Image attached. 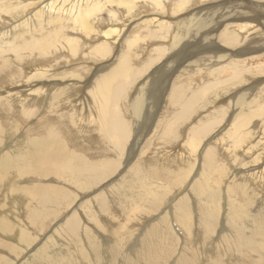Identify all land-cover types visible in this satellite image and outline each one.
<instances>
[{"label": "bare ground", "instance_id": "1", "mask_svg": "<svg viewBox=\"0 0 264 264\" xmlns=\"http://www.w3.org/2000/svg\"><path fill=\"white\" fill-rule=\"evenodd\" d=\"M202 1L208 0H0V25L2 26L0 27V89L5 90V95H0V253L3 254V256L0 255V263L3 261V264H16L18 252L22 249H30L34 241L30 234L36 229L39 232L37 235L44 237L43 242L30 253L23 252V257L26 258L20 264H264V196L259 194L263 192L264 195V145L257 148L259 142L264 143V79L252 80L253 77H251L255 73L264 71V32L254 41L255 36L250 35L254 25L248 22V24L237 22L246 16L249 17V21L250 17H254L256 21L259 20L258 16L264 17V7L260 9L252 6L247 0H233L231 5L226 3L229 10L223 9L222 12L225 11L226 14L224 20H230V23L227 22L225 29L220 31L219 38L225 44L233 46L247 39L246 44L235 49L236 53H232V57L242 56V61L251 63L245 67L243 62H229L228 66L222 67V71L228 72L223 73L215 89H210L211 92L208 95L206 92L204 94V89L201 90L203 95H206L204 102L206 105L210 104L213 112L216 113L221 110L215 103L218 96H224L231 91V88L236 89L250 82L249 86L241 90L246 92H240L241 95L233 100L238 113L225 124L229 131H224V134L227 136L229 134L231 139L229 147L218 140L219 133L224 130V124L211 133L204 142L200 140L198 134L213 126L210 125L213 122L210 120L202 128L196 129L197 132L193 133L194 135L190 133L187 135L188 132L181 135V138L183 136L187 140H183L178 150L173 143L170 145L171 148L169 146L163 152L152 149L145 153L142 151L145 145L143 143L140 158L134 159L136 144L140 139L139 132L142 134L146 128L147 133L155 129L153 123L145 125V118L142 120L140 118L146 103H150L152 97L149 93L144 94L139 90V94L136 93L132 102L125 101L130 109L131 119L135 116V122L136 120L143 122L137 123V121L134 130L131 129V134L128 135H126V128L130 127L128 123L123 122L119 115L109 116L106 108L109 90L114 80L122 77L127 81V73L131 66L129 54L120 53V55L116 52L118 46H121L120 43L124 41L122 32L127 24L126 21H130L133 15L142 13L148 8H152L153 11L159 8L172 11L177 8L180 11ZM213 6L215 5H210L209 8ZM235 6L252 7L253 12L235 9ZM102 12L106 14L102 15ZM208 15L205 17L193 15L174 22L172 38L176 40L178 37V40H181L179 36L180 38L184 36L188 38L183 41L189 42L193 37H198L191 45H198L199 42H203L201 39H208L220 22L217 18L219 17V20L222 18L216 12L210 17ZM4 17L7 20L6 24L5 21L3 22ZM147 17L149 20L144 19L142 24L150 25L154 29H146L144 37L145 34L150 35L147 39L152 40L157 35L168 36L171 22L158 17V14L155 17ZM133 29L135 30L134 25ZM69 30H82L84 35L79 36L78 40V37H71ZM125 31L128 33L127 30ZM259 34L262 33L259 32ZM144 37L136 34L131 42L128 41L131 47L137 46L134 51L139 46L138 52H141L140 42H147ZM257 40L260 41L256 43ZM187 44L185 43L181 50L175 51V54L179 51L183 52ZM175 46L168 52H173ZM128 47L126 50L129 49ZM209 48L211 52L220 49L214 46L196 50L195 53H201L196 59L197 63L200 60L205 63V56L210 53ZM81 51H85L86 56L83 58L91 59V63H97L100 59L107 57V62L104 61L105 63L98 67L104 69L103 66L106 64L105 67L109 69L92 80L71 72L66 77L73 78L72 82L60 84L53 81L54 74L50 69L53 63L56 60L57 63L61 62V56H66V60L69 61L78 60L82 57L79 53ZM161 51V47L148 48L146 53L149 61L160 57ZM69 52L76 54L70 55ZM255 58H261V61L253 62ZM254 63H256L255 66ZM85 70L87 74L90 68ZM77 84L82 86L76 90L84 91L86 88L87 96L83 93V97H91L93 100L92 106L87 104L89 108L86 107L85 101L72 103L70 96H67L74 91ZM12 85H17L14 90ZM115 86L118 88L113 98L118 101L117 97L125 88V84ZM184 96V93L175 91L172 96L173 104H181ZM199 96L195 99L190 98L191 102L185 101L182 114L190 113L187 105L196 103ZM47 98L49 101L54 99L49 102ZM47 104H51L50 109L56 110L48 117L46 113H42L45 112L44 108L48 106ZM77 104L80 107L77 108ZM37 105H40L39 108ZM67 106L69 109L66 110V115L71 114L74 108L78 111L75 116L76 123L74 120L64 122L68 133L70 135L73 133L70 137L62 133L61 125L58 124L62 123L61 121L56 123L59 127L48 128V124L46 125L47 121L58 118L60 107L65 110ZM37 108L42 114L41 117L36 118L34 123L37 124L28 129L24 128L22 122L27 121L32 114L31 110L36 111ZM182 114L181 118L184 117ZM148 115L150 117L151 113L149 112ZM254 119L256 122L252 123ZM90 126L99 128L101 132L106 128L104 132L116 129L120 137L132 138V141L128 143L131 159L127 162L133 163L137 160V166L134 167V164L130 166L131 174L125 175V171L123 175L116 178L110 190L115 197L118 213L110 215V219L113 220L109 225H101L98 217L92 213L85 214L87 220H91L98 229L88 225L90 229L86 225L77 226V221L75 223L74 218L70 216L67 222L60 227L55 226L45 237L40 233L45 230L42 226L45 219L57 218V214L64 207V198L69 196L57 184L52 185L48 182L55 178L56 181L75 184L80 189H88L91 184L105 179L113 165L112 159L104 158L108 150L100 149V146L96 145L94 136L84 135ZM163 133L167 134L164 137L166 140L174 135L164 127ZM220 139L222 140L221 137ZM78 141L81 144L90 145L91 149H87V154L90 156L73 148L80 146ZM210 141L215 142L218 148L225 152L226 162L213 169L217 177L210 180L208 173L212 170L217 158L214 157L216 151L207 150L206 168L198 176L202 178L201 185L198 184L192 188L195 191V202L198 206L194 209L196 218L192 219L190 203L186 197H182L169 205L170 208L157 220L153 222L144 220L146 231L139 237L136 236L135 231L131 230L133 220H138L140 215L145 218L157 211L161 197L169 196L168 199L166 198L167 202L175 197L184 184V173L181 170L196 162L197 155L205 152ZM72 145L74 146L71 147ZM239 149L240 155L236 153ZM257 161H263L262 164L260 163L262 166L256 167ZM240 165H242L241 168H239ZM231 168L232 172L228 174ZM222 185L226 187L227 196L230 198L224 210L225 214L222 213L223 207L220 205L218 196V193L222 191ZM235 193L238 197L232 196ZM255 198L258 205L260 204L255 210L256 213L246 212L245 208ZM98 199L92 200L91 204H95L98 200L102 210L104 201H100L101 198ZM13 200L15 201L12 202ZM166 213L168 218L165 216ZM115 215L119 217V220ZM121 218L123 221H120ZM222 219L225 220L223 227L221 226L217 231L218 221L220 225ZM168 220H171L173 229L167 228Z\"/></svg>", "mask_w": 264, "mask_h": 264}, {"label": "rangeland", "instance_id": "2", "mask_svg": "<svg viewBox=\"0 0 264 264\" xmlns=\"http://www.w3.org/2000/svg\"><path fill=\"white\" fill-rule=\"evenodd\" d=\"M232 1L233 0H231V1L230 0H216V2H215V0L202 1V2L197 3L196 5L193 4V5L185 8L184 10H180V11L177 10V8H176V10L173 9L172 11H171V9L164 11L162 8L161 9L160 8L155 9L153 11L152 8H148V10L147 9L143 10L142 13H139V14L136 13L135 15H133L129 19L131 22L126 21L127 24L124 27V30L122 32V36H124V38L122 40H124V41H123V43H120L121 46H118L119 50L117 49L116 52H118L119 54L120 53L121 54H129V58L131 60V63H130L131 66L129 67V70L127 73V75H128L127 81L122 79V77H117L114 80L115 82L112 84V86L110 87V90H109V101L107 102L106 108L109 111V116L113 115V114L119 115L123 119L122 120L123 122L125 121V123H128V125L130 127L126 128L127 129L126 135L131 134V129L134 130L136 122L138 121L137 123H141L142 122L141 120L143 118H145L144 119L145 125L153 123L154 128H155V129H153V131H150V132L148 131V133H147V128H146V130L144 132H142V134H143L142 135L141 132H139V130H138L139 135H140V137H139L140 139L138 140V142L136 144V155L134 156V159L140 158V156H139V155H141L140 149H141V146L143 145V143L145 145H144L142 151H144L145 153L152 151V149H155L159 152H163L164 149H167L173 143H174L175 148L178 150L181 143L183 142V140H187L185 137L183 138V136L181 138V135H183L187 132H188L187 135L189 133L191 135H194L193 133L197 132L196 129L202 128V126L204 124L209 123L210 120L213 121L212 123H210V125H213V126H210L209 129H207V130L205 129L201 133L198 134V137L201 138L200 140H203V142H204L211 133L215 132L222 124H224L223 125L224 130L221 133H219L218 140L222 141L224 146H227V147L230 146L231 139L229 137V134H228V136L224 134V131L228 130V128H226L227 125H225V124H226V122H228L232 118H234L235 114L238 113V108H235V104H234L233 100L235 98H238L241 95L240 92L241 93L246 92V91H241V90L245 89L246 86H249L250 82H247L246 84L241 85V87H237L236 89L231 88V91L228 94L226 93V95H224V96H218L216 99L217 101H215V103H216V105L220 106L221 110H219L216 113L213 112V108H212V106H210V104L206 105V102H204L206 99V97H205L206 95H203V92H204V94L206 92L208 95L211 92L210 89H212V90L215 89V87H216L215 85L221 80L223 73L228 72V71H222V67L228 66L230 64L229 62H231V61L243 62V65L245 67L249 66L251 63V62L245 61V60L242 61L243 60L242 56H240L238 58L232 57L233 56L232 53H236L235 49H239L240 47H242L243 44H246L248 42L247 39L243 38L244 40H242L240 42L241 44H239L237 46L236 45L233 46V45L225 44L219 38L220 31L222 32L225 29V27L227 26L226 24L230 23V20H227V21L224 20L226 18V17H224V15H226L224 12L229 10L226 3L227 4L229 3L228 5H231V4H233ZM247 1L250 3V5L255 6L257 8L263 9V7H264L263 6L264 0H247ZM210 5H215V6L209 8ZM241 6H243V5H241ZM193 7L196 10L193 9ZM238 8H240L239 10H244V11L248 10L249 12H253V10L251 9L252 7L249 8L247 6H245V7H240V6L236 7L235 6V9H238ZM223 9H226V10L222 12ZM159 10H161V11H159ZM144 11L146 12V14ZM214 12H216L217 14H220L222 18L220 20H219V17L217 18V20L220 22H218V24L214 30L215 32L211 33L212 36L210 35V37L208 39H206V38L201 39V40H203V42H199L198 45H191L192 43L193 44L195 43V40H197L198 37H195V38L193 37L194 40L192 38V39H190L191 41H189V42L183 41V40L188 38V37L184 38V36L181 38L179 36V39H181V40H178V37H177L176 38L177 42H176V40H174V38H172L174 35V33H173L174 32L173 31L174 30V22H176L178 20H184L185 18H187L189 16H193V15L199 16V17L200 16L205 17V16H207V14H209L208 17H210V16H212V14ZM101 14L105 15L106 13L102 12ZM156 14H158V17H160V18L167 19V22H169V23L171 22V26L169 29L168 36L166 35V37H160L157 35L154 39L148 40L147 38H149L150 35L145 34L147 42L140 40L141 42L139 45H141V47H140L141 52H138L139 46H138V49L134 51V48L137 46H135L133 48V47H131L129 42H131L132 38H134V36L136 34H140L141 37H144L143 34L146 33V29L147 30L154 29V28L150 27V25H144L145 23L142 24V21L144 19L149 20L147 16H149V18L151 16L155 17ZM248 14L252 15V13H248ZM140 16H141V18H140ZM243 18H240L242 20L239 19V20H237V22L238 23L241 22L244 24L248 22V23L253 24L254 29L250 32L251 33L250 35H254L255 36L254 41H256V38H260L259 35H263V32H264V19L263 18L264 17L258 16L259 20H257V21H256V19H254V17H250V21L248 20L249 17H247V16L243 17ZM3 19H4L3 22L5 21L4 23L6 24L7 23L6 18L4 17ZM133 19H134V21H133ZM246 20H248V21H246ZM234 21H235V19H234ZM128 23H129V25H128ZM256 24H257V26H256ZM133 25H134L135 30L133 29ZM147 26H149V27L147 28ZM222 26H223V28H222ZM0 27H2V26L0 25ZM125 30H127L128 33ZM70 32H71V37L72 36H73V38L78 37V40L80 39L79 36L84 35V31H82V30L70 31ZM259 32H261L262 34H259ZM129 34H131V35H129ZM66 35H68V34H66ZM140 39H142V38H140ZM172 40H174V41H172ZM250 41H252V40H250ZM259 41L260 40H257L256 43H258ZM124 42H125V44H124ZM127 42L129 44V47L127 45ZM159 42H160V44H158ZM136 43H138V42H136ZM185 43L186 44L189 43L185 46L186 49L184 48L183 52L179 51L177 54H175V51H177L178 49L181 50L182 49L181 47ZM189 45H190V48H189ZM173 46H175L173 48V52H171V51H170L171 53L168 52V50L170 48H172ZM214 46H218L220 49L219 50L213 49L214 51L211 52V50L209 48L210 53L208 52L209 53L208 56L207 55L205 56V58H206L205 63L201 62L202 60H200L199 63H197L196 59L201 55V53L197 54V53H195V51L200 49V48H203V47H214ZM127 47L129 48L128 50H126ZM150 47H152V48L161 47L162 48V51L160 52V57H157L154 61H149V59H148L149 56L147 57L146 52H147V49ZM123 48H124V51H122ZM132 48H133V50H132ZM85 51L79 52V53H81L80 55L82 57L78 58V60L72 59V61H69V60H66L67 59L66 56H61L60 59L62 61L59 63H57V60H56L53 63V65L50 67L51 72L54 74V77L52 78V80L56 81L57 83H60V84L61 83H63V84L70 83V82H72L73 78L69 79L66 76H68L69 73H71V72L78 73L81 76H84V78H86V79L90 78L92 80V79L97 78L101 72L109 69V68L105 67L106 64L103 66L104 69L98 67L100 64L107 62V60H108V59H106L107 57H104V59H100V61H97V63L96 62L91 63V59L88 60L86 58H83V56H86ZM225 51H227V52H225ZM202 52H204V51L202 50ZM260 52H257V54H260ZM134 53L137 55V57H135L136 55H133ZM261 53L263 54V52H261ZM69 54L75 55L76 53L74 52V54H71V52H69ZM226 54H227V56H226ZM230 54H232V55H230ZM250 55H255V54H250ZM247 56H249V55H247ZM260 61H261V58L253 59V62H260ZM194 63L195 64L197 63L198 65L197 64L195 65ZM255 64L256 63H254V66H255ZM203 66H205V67H203ZM87 68H90V70L86 74L87 71L85 69H87ZM134 71H138V72L134 73ZM214 71H215V73H213ZM255 74H254L255 76L254 75L251 76V77H253L252 80L264 79V71L261 73L258 72ZM247 76H250V75H247ZM123 83L125 84V88L121 92L120 96L117 97L118 101H115L113 97L116 96V91L118 88L115 85L116 84L117 85H120V84L123 85ZM17 85H12V90H14ZM77 85L78 86H76L73 89L74 91H71L70 95H67V96H70V98L72 99V101H71L72 103H79L80 100L85 101L86 107L89 108V105L90 106L93 105V103H92L93 100L89 96H88L89 98L83 97V93H85L84 95L87 96L88 91L86 90V88L84 89V91L82 89L76 90L77 88L79 89V87L82 86V84H77ZM230 85L232 86V82L230 83ZM230 85H228V86H230ZM139 86H141V87H139ZM5 89H7V88H5ZM139 90L144 94L149 93L150 97H152V100L150 103L149 102L146 103L145 110L141 113V116H140L141 120H136V122H135V120H134L135 116L131 119L132 115L130 114V109L128 108V105L125 104V101L128 102V100H129L130 102H132L136 96V93L138 92L137 94H139V92H140ZM201 90H203V92ZM80 91H82V94H80ZM175 91L178 93H184V95H185L184 96L185 98L183 97V100H182L183 102L181 101V104H179V105L173 104L172 96H173ZM0 95H5L4 89H0ZM228 95H230V96H228ZM197 96H199V99L196 103L192 102L191 105H187L188 109L190 110L189 111L190 113H187V114L183 113L182 114L183 107L185 106V101L188 100L189 102H191L190 98L194 97V99H195ZM232 96H233V98H231ZM53 99H51V100H53ZM71 99H69V100H71ZM47 100H48V98H47ZM192 101H194V100H192ZM260 101H261V99H260ZM64 103H66V102H64ZM87 104H89V105H87ZM47 105L48 106L44 108L45 112L43 111L42 113H44V114L46 113V116L48 117V115H51V114L53 115V113H55L56 110L50 109L51 104H47ZM39 106H38V108H39ZM78 106L79 105L77 104V108H78ZM239 106L241 107L242 105H239ZM68 107L69 106L65 107L64 108L65 110H63V108L60 107L61 111L58 113V118L56 120L52 119V120H49L46 122V125L48 124L47 127L50 128L52 126L59 127L56 123L61 121L63 124L62 123H58V124L61 125L62 133L64 135H66V137H67V135H69L68 137H70L73 133L71 135L68 133L67 125L65 126L64 122L68 123V122H71V120H74L76 123L77 121L75 119V116H76V114H78L77 109L74 108V109H72L71 114L67 113L68 115H66L65 112L67 109H69ZM38 108L36 111L31 110L32 111L31 116L28 117L27 121L22 122V126L24 125V128L28 129L30 126L33 127L34 125L37 124V123H34V122H36V118H39L42 116L41 111H39L40 109H38ZM68 112H70V110H68ZM149 112L151 113L150 117L148 115ZM200 112H202V113H200ZM143 114H144V116H143ZM181 114L184 117L181 118L180 117ZM65 115H66V117H65L66 120L64 118ZM217 116H219L218 119H216ZM153 120H154V122H153ZM157 122H159L158 125H157ZM253 122L255 123L256 119H254V121H252V123ZM155 123H156V125H155ZM253 126H254V124H253ZM93 127L94 126H90L89 130L84 132V135L86 137L94 136V138H95L94 140H95V142H97L96 145L100 146V149L108 150L107 155L104 158L108 157V158L112 159L111 161H112L113 165L111 166L109 173L107 174V177L105 179H103L100 182L91 184L88 187V189H80L75 184H71V183H67V182H59V181H56L55 178L54 179L52 178L51 180L49 179L50 182H48V183H50L52 185L57 184L58 187L62 188L64 190V192L69 194V196L68 197L66 196L64 198V200H65L64 207L57 214V218L54 216H53L54 218H52V217L48 218L46 216L47 217L45 219L46 221L44 220L45 222L42 225L45 230H42L40 232L41 235L44 234L45 237L47 236V234L50 233V231L55 226L60 227L62 224L67 222L68 219L71 217H72V219L74 218L75 223L77 221V223H76L77 226L83 227L86 225V227L88 229H90L89 227H91V228L94 227V229L95 228L98 229V227L91 220H87L86 215L92 213V214H94V216L98 217V221L101 225L102 224L109 225L110 221L113 220V219H110V215H114L115 213H118L117 209H116V208H118L117 203L114 199L115 197L112 196V194H111L112 192H110V190H111L112 186H114L113 183L116 180V178L123 175L125 171H126L125 175L127 173H128V175L131 174V172H130L131 167L130 166H133V164H134V167L137 166V164H136L137 160L134 162L132 161L133 163L127 162L129 159H131V155H129L128 143H130V141H132V138H130V136L128 139H127L128 136L126 138L120 137V135L118 134L116 129H111L109 132H104L107 130V128H106L104 131L101 132L98 130L99 128L96 129L97 127H94V128ZM163 127L166 130H169V132H172V134L174 133V135H172L169 140L164 139V137L167 134L163 133ZM73 129H74V127H73ZM94 129H96V130H94ZM203 132H204V134H202ZM179 134H180V137H179ZM151 136H153V138ZM220 137L222 138V140L220 139ZM252 137H254V135H252ZM175 138L176 139L178 138V139L176 140ZM117 139H118V141H117ZM166 141H168V142H166ZM79 143H77V144H79ZM105 144H107V145L105 147H103V145H105ZM260 145L263 146L264 143L259 142L258 143L259 147L257 146V148L262 147ZM73 146L74 145H72L71 147H73ZM137 147H138V150H137ZM73 148L78 150V152H80V153H83L87 156H90L87 154V152H88L87 149H89V150L91 149L90 145L80 143V146L78 145V146H75ZM170 148H171V146H170ZM92 149H94V148H92ZM211 149L216 151V154L214 157L217 159H216V161H214L213 168H212V170L209 171L210 173H208V174L210 175V178H211L210 180H213V178L217 177L216 171H214L213 169L217 168L220 165H222L223 163H225L226 157H225V152L223 150L219 149L218 145L215 142L210 141L207 144L205 152L203 154L201 153V154L197 155L198 158H197L196 162H193L192 165L186 166L184 168V170H181L184 173L183 174V178H184L183 183L184 184L181 186L183 188L180 191L178 190L179 192L175 195V197H173L170 200L172 202L166 201L169 198V196L161 197L160 199L162 201L160 200L157 211L152 212L149 216H146L145 218H142L140 215L138 220L137 219L133 220V225H132L133 229H131V230L135 231L136 236L139 237L143 232L146 231L145 230V228H146L145 222L147 220L149 222L151 220H152V222L157 220L160 216L164 215L165 211H167L170 208V207H168L169 205L176 202L179 198H182V197H186L187 201L190 203L189 208H190V213H191L192 219L196 218L194 209L197 208L198 206L196 205V202H195L196 201V196L194 195L195 191H194V189L192 190V188L196 187V185H198V184L201 185L202 178L198 177V176L202 172V170L204 168H206V166H205V158H206V154H207L206 152H207V150H211ZM127 151H128V153H127ZM237 152L239 153V155L241 154L240 149L238 151H236V153ZM131 153H132V151H131ZM253 155H255V153ZM100 158H101V156H100ZM263 160H264V158H263ZM262 162L263 161H259V162L257 161L255 164L256 167L262 166L261 165ZM232 167L234 168V165H232ZM241 167H242V165L239 166V168H241ZM250 169H251V167H250ZM231 172H232V168L230 169L228 174H230ZM197 177H198V179H197ZM188 184H189V186H188ZM262 193L263 192L259 193L260 196H264ZM234 195L236 197H238L237 193L233 194L232 196H234ZM218 196L220 198L219 199L220 205H221V207H223L222 213L225 214L224 210L226 209L228 203L230 202V198L227 196V190H226L225 186L222 185V191H220L218 193ZM98 198H101L100 201H102V202L104 201L102 203V205L104 204L102 206V210L99 207V201H98L99 199ZM95 199H98V200L95 202V204H91V201L92 200L95 201ZM14 201L15 200H13L12 202H14ZM209 205L212 206L211 204H209ZM259 205H258L256 198H255L253 200V202L245 208V211L248 213H253V212L256 213L255 210L257 209V207ZM102 211L104 214L102 213ZM140 214H142V213H140ZM167 215L168 214L166 213L165 216L168 218ZM115 217H116V215H115ZM100 219H102V220H100ZM116 219L119 220V217L117 216ZM117 220H115V221H117ZM144 220H145V222H144ZM120 221H123L122 218L120 219ZM170 221L169 220L167 221L166 226H167V228L173 229V224ZM224 221L225 220L222 219L220 221V225H219V221H218L217 231L221 226L223 227ZM69 222H68V224H69ZM35 231L31 232V234H30L31 237L34 238V241L31 245L30 249L29 248L22 249L21 251L18 252L19 256H18V258H16V260H18L16 264H20V262L26 258V257H23V254H22L23 252H29L30 253L31 251H34L37 247H39L41 245V243L43 242L44 237L38 236L37 234L39 232H37L36 229H35ZM100 234L102 235V233H100ZM98 240H100V238ZM0 255L3 256L2 253H0ZM0 264H3V261Z\"/></svg>", "mask_w": 264, "mask_h": 264}]
</instances>
